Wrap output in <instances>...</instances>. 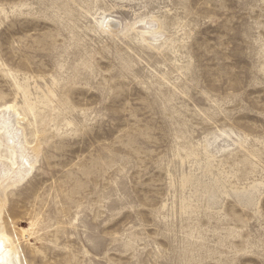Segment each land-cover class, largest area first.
<instances>
[{
  "label": "rangeland",
  "instance_id": "rangeland-1",
  "mask_svg": "<svg viewBox=\"0 0 264 264\" xmlns=\"http://www.w3.org/2000/svg\"><path fill=\"white\" fill-rule=\"evenodd\" d=\"M18 85L27 264H264V0H0V104Z\"/></svg>",
  "mask_w": 264,
  "mask_h": 264
},
{
  "label": "bare ground",
  "instance_id": "bare-ground-1",
  "mask_svg": "<svg viewBox=\"0 0 264 264\" xmlns=\"http://www.w3.org/2000/svg\"><path fill=\"white\" fill-rule=\"evenodd\" d=\"M98 23L107 31H120L118 21L107 16H103ZM129 29L138 32L143 41L157 42L164 39L162 23L153 16L135 21L129 25ZM18 89L24 95L22 105L19 106L16 101L0 104V264H27L18 247V237L12 235L7 228L4 211L7 207L8 191L25 181L35 169L43 143L42 137L46 132L45 127H36V101L27 97L25 86L18 85ZM45 97L46 100L49 99L46 95ZM28 125L33 126L31 141L28 140L26 132ZM10 224L14 229V224ZM29 230L30 228L19 227L17 231L26 237Z\"/></svg>",
  "mask_w": 264,
  "mask_h": 264
}]
</instances>
